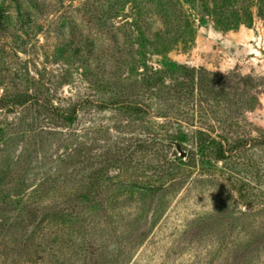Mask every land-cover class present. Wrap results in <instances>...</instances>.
<instances>
[{"label":"rangeland","instance_id":"rangeland-1","mask_svg":"<svg viewBox=\"0 0 264 264\" xmlns=\"http://www.w3.org/2000/svg\"><path fill=\"white\" fill-rule=\"evenodd\" d=\"M86 1L0 0V264H264V0Z\"/></svg>","mask_w":264,"mask_h":264},{"label":"trees","instance_id":"trees-1","mask_svg":"<svg viewBox=\"0 0 264 264\" xmlns=\"http://www.w3.org/2000/svg\"><path fill=\"white\" fill-rule=\"evenodd\" d=\"M105 0H87L85 3H83V13H84V19H85V23L92 26V25H96V24H100L101 23V18L102 16L104 17L105 15L103 14V2ZM33 8H35V4L32 5ZM81 8V7H80ZM96 12V13H94ZM24 18L25 20L30 21L31 19L29 18V13L24 12ZM28 18V19H27ZM7 21H5V32L7 31L8 27H7ZM74 37L78 40V44L79 46L77 47H81L82 45H80V33L74 34ZM16 95L14 93L8 94V93H4L3 95L0 96V106L4 105V107L6 108H11L13 107V105H15L14 100ZM55 108H52V111L55 115H57L59 118L64 119V120H71L72 119V115H75V110H71L68 111V113H65L64 111L58 112L54 110ZM137 111H140V108L136 109ZM260 141H258V138L256 136H253L251 134H248L246 136L245 139L241 140L240 143L235 142L232 143L231 145H229V143H227V145L224 147H219L218 152L217 153H227V152H236L238 149H240L241 147H255L257 145L263 147L264 146V136L260 137ZM263 145V146H262Z\"/></svg>","mask_w":264,"mask_h":264}]
</instances>
